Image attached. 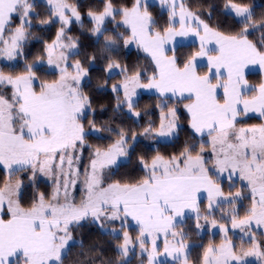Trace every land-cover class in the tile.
I'll return each instance as SVG.
<instances>
[{"label":"snow or ice","instance_id":"obj_1","mask_svg":"<svg viewBox=\"0 0 264 264\" xmlns=\"http://www.w3.org/2000/svg\"><path fill=\"white\" fill-rule=\"evenodd\" d=\"M159 4L168 16L162 28L149 0H99L83 13L75 0H45L42 19L38 0H0V60L27 61L26 43L40 39L31 31L34 19L42 29L59 24L55 37L44 42L42 55L25 62L21 73L0 68V170L5 172L0 177V264H65L73 230L84 222L118 241L115 260L104 259L101 250L91 247L92 264L96 256L101 257L99 264H129L127 257L137 247L140 264H192L188 234L177 230L186 213L194 214L197 230L208 225L223 233L220 244L200 246L203 252L195 264H248L249 258L264 264V122L246 126L241 119L258 113L264 120V15L257 17L245 0H225L223 15L232 16L234 25L226 32L223 24L210 23L215 5L204 12L194 10L203 6L191 0ZM85 16L88 32L97 44L103 37V43L93 55L73 59L81 55L80 44L69 32L73 24L83 28ZM109 23L114 27H106ZM121 27L125 30L119 31ZM255 33L260 36L254 42L249 37ZM187 36L198 38L199 47L178 57L177 38ZM121 41L147 53L150 72L122 66L107 55ZM97 58L108 61L107 73L119 69L123 75L111 85L117 109L126 106L139 118L133 100L137 89L155 90L162 98L156 105L159 123L149 121L139 135L174 138L180 129L178 104L186 100L188 127L207 140L198 146L186 142L171 154L157 151L150 160L141 156V177L112 179L121 158L134 151L137 134L107 128L116 137L109 144L88 143L100 129L88 119L92 99L83 90L89 76L84 65ZM45 59L57 76L50 81L38 75ZM201 67L207 68L203 74ZM255 69L262 79L250 85L247 73ZM171 98L177 104L169 106ZM18 173L27 174V185L16 178ZM40 177L50 183V191L39 189ZM28 187L34 190L26 203ZM244 200L249 203L241 215ZM117 222L119 230L106 229ZM133 222L135 236L128 230ZM235 229L243 234L239 247L229 237Z\"/></svg>","mask_w":264,"mask_h":264},{"label":"trees","instance_id":"obj_2","mask_svg":"<svg viewBox=\"0 0 264 264\" xmlns=\"http://www.w3.org/2000/svg\"><path fill=\"white\" fill-rule=\"evenodd\" d=\"M73 2V0H70ZM81 5V11L86 12L89 7L97 5L99 0H75ZM225 0H191L193 5H202L203 7L194 8L198 11H208L210 5H215V11L213 12L211 24L216 25L217 23L223 24V30L229 31L233 28V19L232 16L227 18L223 15V3ZM247 4L253 7V10L257 17L264 15V0H245ZM45 3H39V7L36 11L41 13V19L44 18V13L46 11ZM150 11L153 16L157 19L158 27L162 28L166 26L168 19L167 10L162 8L160 5H152ZM206 18V17H205ZM119 19V17H117ZM34 27L31 29L32 33L40 39H30L24 48L25 56L27 61L24 59H19L18 63L15 66L4 64L1 68L5 70L6 73L14 72L19 74L23 71L25 62L31 63L38 56L42 55V49L44 47V42H50L51 39L55 37V33L59 27V24L47 25L43 29L39 25L37 20H33ZM90 23L87 17H84V27L81 28L79 24H73L69 35L79 38L80 44V56L73 57V59H84L85 56H91L95 53L96 49L99 46H102L103 37L100 39V44H97L95 37L91 36L88 32ZM109 29L113 28L114 25L109 23L106 25ZM125 29L121 27L119 31H124ZM106 35H111V32L106 33ZM259 33H255L249 37L254 42L259 40ZM119 49L115 52H109L107 55L111 56L113 59L117 60L122 66H127L128 68H133L136 66L147 68L149 72L151 71L150 57L144 53L139 48H129L123 46L122 41L119 43ZM199 45L189 44L179 46L176 49V54L178 57H185L191 52L196 51ZM171 55V52H170ZM46 61V59H45ZM108 61L105 59L97 58L94 64L89 65L85 63V67L89 69V76L83 82V90L88 94L92 99V112L88 115L89 120H94L96 127L100 129L99 132H93L89 138L88 143L93 146H106L113 139H115V134L109 132L106 129L112 128L118 130L119 128L130 129L132 132L137 134L136 143L134 145V151L131 152L130 158L120 164L118 169H113L114 175L112 179H132L141 177L143 172L138 163V159L141 156H144L146 159H149L154 156L157 151L161 154H171L178 152L182 149L186 142L196 143L197 146L201 140L192 132L188 127V114L183 109V103L188 101H183L178 104L180 109V129L178 134L172 138L171 141H160L146 138L139 133L143 132V129L148 126L149 121L154 122L155 124L159 123L160 110L156 108V105L161 102L160 96L155 95H146L142 94L137 102H135V111H139L141 116L139 118L132 116L126 106H122L120 109L116 108V99L115 94L111 91V85L119 83L123 79V75L119 71H113L112 74L107 73L104 69L107 66ZM201 74L207 71L206 67L199 69ZM38 75L41 77V80H53L57 78L54 71H50L47 66L42 65L38 68ZM247 79L250 84L256 85L262 79L260 73H252L247 76ZM105 81L107 84L105 85ZM104 85V86H102ZM122 96V94H121ZM169 106L177 104V99H170L168 101ZM147 110V114H146ZM244 124L254 125L260 124L263 120L259 115L246 116L242 117ZM87 150L85 151V158L87 157ZM86 162V159H85ZM5 172L0 170V177H3ZM26 173H18L16 178H23L25 184H28ZM39 189L41 191H50V183L38 180ZM239 186V185H238ZM32 187H28L26 190V200L27 197L33 192ZM227 186L225 185V192H227ZM235 191V189H233ZM249 201L244 200L242 202V207L240 208V213L243 215L244 209L247 208ZM207 202L203 201L201 207L206 208ZM216 218L219 220L221 213L217 211L215 213ZM224 222V221H221ZM230 226V225H229ZM107 228H115L119 230V222L116 224H107ZM130 233L135 236L136 228L131 226L129 229ZM178 230H184L188 234V241L194 242L195 245L192 247L190 252V259L192 264H195L198 257L203 252L201 245L207 246L209 243L220 244L223 240L221 235L213 236L211 233H207L205 236L198 235V230L195 228V219L194 217H188L183 224L178 226ZM73 235L75 240L71 246V249L68 253L65 264H81V261L84 264H92L93 253L89 251L91 247H96L104 253L103 258H112L113 260L117 259V254L114 250L116 243H118L115 235L107 234L106 232L101 231L96 225L91 222H84L80 227H77L73 230ZM122 235V234H121ZM231 239L236 240L237 247L241 244L240 238H234L231 236ZM80 241H83V248L80 247ZM245 242V247H247ZM101 257L96 256V264H99ZM128 260V259H127ZM129 264H140L141 256L135 255L133 258L129 259Z\"/></svg>","mask_w":264,"mask_h":264},{"label":"rangeland","instance_id":"obj_3","mask_svg":"<svg viewBox=\"0 0 264 264\" xmlns=\"http://www.w3.org/2000/svg\"><path fill=\"white\" fill-rule=\"evenodd\" d=\"M38 3H45V0H38ZM149 4H150L151 6H152V5H155V4L160 5V4H159V0H149ZM119 46H120V45H118L117 49H119ZM127 47H129V48H137V46H136L135 44L128 45ZM18 61H19V59H18L17 61H15V62H7V61L0 60V68H1L2 65H4V64L11 65V66H15V65L18 63ZM43 65L47 66L46 61H45V63H44ZM41 66H42V65H41ZM47 68H48L50 71H54V70L51 69L49 66H47ZM114 71H115V72H116V71H119V69H115ZM86 78H87V77H86ZM86 78L84 79V81L86 80ZM84 81H83V82H84ZM143 92H145V89H137V94H136V96L133 97L134 103L137 102V100L139 99V97L142 95ZM257 115H258V114H257ZM262 122H264V120H263ZM159 140H160V141H163V142H166V141H171L172 138H170V139H169V138H163V139H159ZM126 160H127V158H123V157H122L121 160H120V164L123 163V162H125ZM39 180H42V181L48 182L44 177H40ZM48 183H49V182H48ZM78 195H79V194L77 193V197H78ZM188 217H194V214H193V213H186L185 217L183 218V222H182V224L184 223V221H185ZM203 223H204L203 220H201V224H203ZM132 226L135 227L134 222H133ZM229 227H230V226H229ZM106 229H108L109 231L111 230L110 228H107V227H106ZM177 230H178V229H177ZM207 233H211L213 236L221 235V236L223 237V233H221V232L219 231V228H215V229H214V228H211V227L208 226V225H205L202 229L198 230V235H200V236H205ZM242 235H243V234L240 232L239 229L230 230V232H229V237H230V239H231V236H233L234 238H240V239H241ZM231 240L233 241L234 244H236V240H233V239H231ZM158 243H159L160 248H161V251H162V250H163V239L161 238V240L158 241ZM186 243H188V244L191 245L192 247L195 245L194 242H191V241H188V240H186ZM192 247L190 248V252H191ZM136 254H137V255H140V250H139L138 247L135 249L134 253H130V254H129V256L127 257V259L129 260V259L133 258ZM248 264H257V262L255 261L254 258H249V260H248Z\"/></svg>","mask_w":264,"mask_h":264},{"label":"crops","instance_id":"obj_4","mask_svg":"<svg viewBox=\"0 0 264 264\" xmlns=\"http://www.w3.org/2000/svg\"><path fill=\"white\" fill-rule=\"evenodd\" d=\"M189 44H197L199 45V40L198 38L194 37V36H187V37H178L177 38V43L175 44V50L179 47V46H183V45H189ZM168 47H172V45H169ZM147 54V53H146ZM169 55H170V52H169ZM207 61L206 59H204L202 61V64L203 65H206ZM202 68V67H201ZM252 73H259V70L258 69H255V70H251L247 73V76L249 74H252ZM250 84V83H249ZM252 85V84H250ZM219 92V95L222 96V90H218ZM142 94H146V95H155V96H159V93H157L155 90H148V89H145V92H143ZM171 99H177V98H171ZM258 113H249L248 116H253V115H257ZM242 119V117H241ZM195 134V133H194ZM200 140H207V136H204L203 138L200 137L199 135L195 134ZM203 201H206V198L203 200Z\"/></svg>","mask_w":264,"mask_h":264}]
</instances>
